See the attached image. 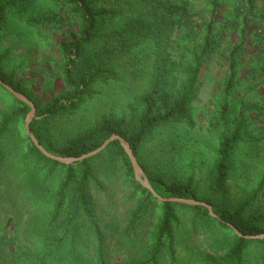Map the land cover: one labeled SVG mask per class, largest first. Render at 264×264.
I'll return each instance as SVG.
<instances>
[{
    "label": "rangeland",
    "instance_id": "374dc122",
    "mask_svg": "<svg viewBox=\"0 0 264 264\" xmlns=\"http://www.w3.org/2000/svg\"><path fill=\"white\" fill-rule=\"evenodd\" d=\"M11 1L2 0V3ZM143 1L148 0H97V10L112 16L103 22L102 31L127 30L142 24L150 0L144 4ZM155 1L164 7L170 1L183 10L181 24L184 27L179 35L181 39L182 36L185 38L181 41L184 45L175 46L182 48L180 51L184 49V56L194 44L203 41L210 25L218 46L201 71L188 121L155 130L142 149L141 161L162 172L170 183L193 179L199 198L210 199L212 171L221 140L236 129L237 118L241 117L243 140L232 156L229 194L234 206L249 202V213L264 215V0H253L251 5L249 0ZM241 4L243 12H240ZM78 28L65 0H18L16 9L7 10L3 15L0 32L2 68L14 75L27 95L43 108L53 98L73 93L65 83V60L60 43ZM243 42L238 82L226 95L229 58ZM197 49L200 51L201 47ZM180 51L176 53L180 54ZM156 57L155 46L147 44L113 61L109 68L115 74L114 78L94 83L90 97L76 114L50 123L49 137L54 146L96 128L103 119L120 122L125 128L135 127L142 114L137 100L150 89ZM191 64V55L177 63L184 72ZM82 66H86V73L93 69L92 64ZM187 82L188 76L171 78L165 94L166 108L175 103ZM227 104L228 123L222 119ZM19 108L13 97L0 88V123ZM25 125L26 118L10 128L2 142L4 151L25 141ZM12 165L11 177L0 182V262L18 264L21 253L34 252V246L27 240L28 234L33 225H40L49 218V211L45 206H35L23 193L27 185L35 186L34 178L29 177V164ZM93 166L97 170V182L89 189L93 207L102 226L112 223L122 231L136 208L129 179L112 150L106 151ZM61 177L63 179L64 174L59 172L54 184L50 185L49 194L56 191ZM14 195L19 200L12 203ZM176 212L181 223L176 230L178 257L175 262L164 264H201L205 257L225 255V240L233 237L231 232L205 223L199 214L188 208L177 207ZM160 216L158 211L155 220L145 229L141 237L143 244L152 238ZM195 220L201 224H195ZM119 244V237L110 243L111 259L115 264L124 261L113 248ZM96 247L87 254H79L84 264L95 258ZM136 257L137 251L129 258L134 260ZM243 264H264V247L256 242L250 244Z\"/></svg>",
    "mask_w": 264,
    "mask_h": 264
},
{
    "label": "trees",
    "instance_id": "16d2710c",
    "mask_svg": "<svg viewBox=\"0 0 264 264\" xmlns=\"http://www.w3.org/2000/svg\"><path fill=\"white\" fill-rule=\"evenodd\" d=\"M148 1H143V4ZM17 3L18 0H13L4 4L0 0V32L5 11L15 10ZM252 3L253 0H249V4ZM65 5L79 26L78 30L68 33L67 39L60 43V51L65 60L64 79L66 85L73 90L71 95L55 97L43 108L27 95L14 75L8 74L2 68L0 61V79L25 95L37 108L36 118L30 127L34 136L51 154L64 158H80L99 149L113 135H119L130 144L152 188L160 197L205 202L212 206L215 214L223 222L210 217L209 211L201 206L191 207L159 202L136 181L129 157L121 143L115 141L106 151H113L128 177L133 190L132 199L136 200V208L129 215L122 231L112 223L102 226L93 207L89 189L91 184L97 182V170L93 164L99 162L106 151L86 161L66 166L47 158L37 149L28 135L25 136V141L19 142L9 151H4L2 142L10 128L25 119L31 109L0 86L20 105L17 111L4 117L0 123V182L11 177L12 163H28L29 177L34 178L35 186L27 185L23 193L30 197V201L35 206H45L49 211V218L47 217L40 225H33L28 234L27 240H30L34 246V252L21 253V261L18 264H84L80 260V255L89 253L95 245H97L95 258L86 264H115L111 259L110 243L115 242L118 237L120 244L113 248L124 257V261L117 264L175 262L178 257L176 230L181 224L176 212L177 207L188 208L199 214L205 223L215 228H224L233 235L229 240H225V255L218 258L205 257L201 264H243L250 244L256 242L264 247V240L240 238L228 225L234 226L244 236L263 235L264 215L249 213V202L234 206L229 194L228 182L233 170L232 156L243 140L242 118H237L236 129L221 140L218 158L212 171L210 199L199 198V191L193 179L170 183L162 172H157L149 164L141 161L142 149L155 130L188 121L191 106L198 93L201 71L218 46L217 38L211 33L212 26L207 28L203 41L194 44V48L187 52L191 55L192 64L186 67L184 72V68L177 63L184 62L188 55L182 54L184 49L180 51L182 48H176L177 45H184L181 41L185 38L182 36L181 39L179 35L184 27L181 24L184 13L170 1L164 7L160 2L150 0L146 4L142 24L135 28L109 33L102 31V24L112 16L104 10H97V0H65ZM240 9V12H243L242 4ZM244 43L234 49L230 55L226 95L238 82L240 54L244 50ZM147 44L155 46L157 57L150 89L137 100L142 108L138 124L135 127L125 128L120 122L103 119L96 128L63 145L54 146L49 137L50 123L57 118L76 114L90 97L94 83L115 77L109 68L113 61ZM198 47H201L200 51ZM176 51L181 53L177 54ZM83 64L88 66L92 64L93 69L86 73V66L83 67ZM262 73L264 75V72ZM179 76H188L187 85L175 103L166 108L167 87L171 78ZM228 107V104L224 107L222 115L226 123L229 121ZM2 172L4 175H1ZM59 172L64 174V177L63 179L61 177L56 191L49 194L50 185L54 184ZM17 200L18 197L14 195L11 202ZM158 211L161 216L158 219L157 229L150 241L143 244L141 237L145 229L155 220ZM197 222L198 220H195V224H201ZM135 251L137 257L130 260V255ZM0 264L8 263L0 262Z\"/></svg>",
    "mask_w": 264,
    "mask_h": 264
},
{
    "label": "water",
    "instance_id": "95a60500",
    "mask_svg": "<svg viewBox=\"0 0 264 264\" xmlns=\"http://www.w3.org/2000/svg\"><path fill=\"white\" fill-rule=\"evenodd\" d=\"M0 86H2L5 90H7L12 96H14L17 100L25 103L30 107V112L26 117V133L28 137L31 139L33 144L37 147L38 150H40L47 158L56 161L62 165L70 166L77 164L79 162L86 161L90 158L96 157L100 154H102L104 151L107 150V148L110 146V144L114 143L115 141H118L121 143L122 147L124 148L127 156L130 159L131 165L134 169L135 173V179L136 181L145 189H147L159 202L165 203H173V204H178V205H186V206H191V207H196V206H201L206 208L209 211L210 217L218 220L219 222H223L218 215L215 214L212 206L208 205L205 202H200L197 200H186V199H181V198H163L160 197L152 188L150 181L144 172V170L141 168L140 163L137 159V157L134 155L133 150L130 146V144L121 136L119 135H113L110 139H108L99 149H97L94 152H91L89 154H86L80 158H64L60 156H56L54 154L49 153L46 151V149L41 145V143L37 140V138L34 136V134L31 131V123L32 121L36 118L37 114V108L35 104L29 100L25 95L17 92L14 90L12 87L9 85L5 84L1 79H0ZM237 236L240 238H245L246 240H257V241H263L264 240V234L259 235V236H244L239 231L232 225H228Z\"/></svg>",
    "mask_w": 264,
    "mask_h": 264
}]
</instances>
